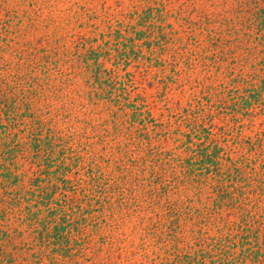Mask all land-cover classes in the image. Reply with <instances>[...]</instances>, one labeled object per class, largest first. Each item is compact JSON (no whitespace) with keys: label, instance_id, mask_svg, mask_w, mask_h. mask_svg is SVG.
<instances>
[{"label":"rangeland","instance_id":"1","mask_svg":"<svg viewBox=\"0 0 264 264\" xmlns=\"http://www.w3.org/2000/svg\"><path fill=\"white\" fill-rule=\"evenodd\" d=\"M260 1L0 0V83L19 107L3 122L30 182L7 210L17 263L53 258L42 223L21 214L46 192L73 246L90 242L76 264H170L200 249L206 262L223 250L264 264V48L247 23ZM35 145L54 161L36 174ZM214 184L233 194L219 207Z\"/></svg>","mask_w":264,"mask_h":264},{"label":"trees","instance_id":"2","mask_svg":"<svg viewBox=\"0 0 264 264\" xmlns=\"http://www.w3.org/2000/svg\"><path fill=\"white\" fill-rule=\"evenodd\" d=\"M248 17L249 19L247 23H250L251 27L252 26L255 27L254 31L258 35V39L260 42L259 44L262 48H264V0L258 2L257 5H255L250 10ZM259 36L261 38H259ZM7 90L8 89L6 87V83H0V182H2L1 185L3 191H5L4 194H0V264H28L24 258L21 259L20 263H17L16 258H14V257H23V256L22 253H20L19 250L20 248L16 247L14 243V238L11 235V231H10V223L6 219L9 214L7 213V210L9 209L11 212H13L12 211L13 208H10L9 205L17 206V201L21 198L23 199L24 197H26L25 193L30 188L29 187L30 182H25L26 179L24 180V175L26 174L21 172L20 163H15L16 161H14L16 153L23 152L22 148L18 151L17 147L19 146V140L17 138L12 139V137L10 140L9 138H7L9 130L6 131V129L8 123L10 124V122L7 123L3 122L4 117L7 118L10 117V119L13 120L19 108L16 99L17 96L16 88H11L9 90V93L7 92ZM30 139H31L30 137L29 140L27 139L28 144L30 143ZM27 148H29V145ZM43 151L44 150L39 145H35L34 148L31 149L30 151L31 162H34V164H36L31 171V172H35L34 174L38 173L36 171L37 168L43 167L44 165L50 166V164H54V161L52 163L50 162L49 164L46 161H44V159H42L45 157L41 158V156H43L42 155ZM213 158H217V153L212 151V146L210 147L208 153L202 151V153H200L198 157V159L202 161L204 160L205 162L207 161L204 164H208L209 161L213 160ZM215 184L210 186L211 194H212L211 198L217 202L215 206L219 207L222 203L224 204L225 197L229 196L228 197L229 200L230 198H232L231 195L233 194L228 193L225 187L219 185L217 186ZM40 186L36 185L37 189L41 190L42 192L43 189L42 188L40 189ZM223 189L226 190L225 193L228 194L223 195L222 194ZM43 198H45L48 201V194L46 192H44V194L42 193V195L40 196L39 206L37 205V207L35 208H29L31 202L28 201V207L25 210H23L21 214L24 217H29V218L34 216L33 222L35 224L42 223L40 224L39 227V229L41 230H38V233H39L40 241L43 239L42 244L44 247H46V251H45L46 254H49L48 255L49 257H53V258H49V260L47 259L50 262V264H57L58 262L57 257H70L71 259L69 264H76V259L73 261L72 257H75V255L76 256L83 255L82 257L87 256L84 250L86 248H87L86 251L90 250L91 248L90 242L87 241V238H84L83 243L85 244L83 246L82 245L73 246L71 242L72 240L71 235H73V232L67 233V229L64 231V226H65V223L63 221L64 217L63 215L59 214L60 212L59 205H57V210H59L58 212L55 210L56 207H50L48 206V204L44 205ZM41 203L43 204V206L40 205ZM228 204L230 205V202H228ZM248 213L249 211L247 210L243 211L244 216H246L245 214ZM65 222L68 221L65 220ZM238 224H237L238 231H241L243 229L245 230L251 229L250 223H247V225H245L238 222ZM73 236L76 237L75 234ZM86 245L88 246L86 247ZM235 247H236V252L242 251L243 247L240 246H235ZM48 251L50 253H48ZM204 252L205 251L203 249H200L199 251L198 250L187 251L186 253L183 252L173 253L171 254L170 264H220L218 258L223 259L224 257L225 258L223 260L225 264H230L229 258H231L234 255V253H230L231 251L226 253L227 255L225 253L223 254L224 251L222 250L220 251L219 255H217L218 258L209 257L207 258L209 259V261L206 262L204 261L206 260L205 259L206 256L204 255ZM248 252L249 251H246L242 255V257L238 259L239 261L237 262V264H244V262L248 258L247 257ZM40 257H42V254ZM102 257H112V256L108 255V253L107 254L105 253ZM95 260L96 259L93 258L91 264H96L97 261ZM232 261L233 260H231V262Z\"/></svg>","mask_w":264,"mask_h":264}]
</instances>
